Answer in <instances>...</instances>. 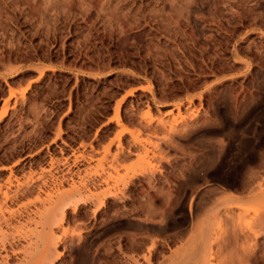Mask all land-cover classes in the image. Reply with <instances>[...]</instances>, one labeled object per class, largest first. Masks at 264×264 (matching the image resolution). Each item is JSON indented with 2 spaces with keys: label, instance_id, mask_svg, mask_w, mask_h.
<instances>
[{
  "label": "rangeland",
  "instance_id": "374dc122",
  "mask_svg": "<svg viewBox=\"0 0 264 264\" xmlns=\"http://www.w3.org/2000/svg\"><path fill=\"white\" fill-rule=\"evenodd\" d=\"M263 181L264 0H0V264H264Z\"/></svg>",
  "mask_w": 264,
  "mask_h": 264
},
{
  "label": "bare ground",
  "instance_id": "6f19581e",
  "mask_svg": "<svg viewBox=\"0 0 264 264\" xmlns=\"http://www.w3.org/2000/svg\"><path fill=\"white\" fill-rule=\"evenodd\" d=\"M223 142V141H222ZM221 142V143H222ZM264 182V181H263ZM264 185V184H263ZM214 192V191H213ZM226 195V194H225ZM262 195H264V192L263 193H261V195L260 196H262ZM223 198V197H222ZM257 198H258V196H255V200H257ZM260 198V197H259ZM262 198V197H261ZM224 199V198H223ZM219 200V199H218ZM232 200H235V198H234V196H232V194L230 195V194H228L227 193V195H226V197H225V199H224V203H222V201H221V204H220V206H222L223 205V207H220L219 208V205H218V208L216 207V209L214 210V209H212L211 210V212H210V215H209V217L207 218V220L205 221V220H203V222L205 221V223L207 222V224L208 225H206V226H208L207 228H205V229H207L206 231L207 232H203L204 233V235L205 234H207V236L205 237V239L203 238V240H205V242L206 243H208V244H211L210 242H213L215 245H217L218 247H217V249L219 248L220 250H221V252L223 253V248L224 247H226L229 243H230V241H231V237H232V235H233V237H234V239L237 241V240H239V239H242L243 237H244V235H242V233L241 232H239L238 231V226L235 224V222H233V219H235L237 216H239L238 214V209L235 207V206H232L231 204H232ZM215 201V200H214ZM241 201V200H240ZM245 201V200H244ZM260 201H264V198H263V200H260ZM216 202V201H215ZM251 202V201H250ZM213 203V202H212ZM243 203V202H242ZM258 203V202H257ZM263 204H264V202H263ZM214 205V204H213ZM216 206V205H215ZM264 206V205H263ZM208 208H210V207H208ZM211 209V208H210ZM236 209H237V211H236ZM208 210V209H207ZM214 210V211H213ZM244 211L246 210V212H247V210L248 209H243ZM263 212V214H264V211H262ZM258 213V212H257ZM244 214V213H243ZM252 214V213H251ZM263 217V219H264V215H262ZM260 217H261V215H260ZM255 218V217H254ZM253 218V219H254ZM258 218H259V216H258ZM261 218V219H262ZM262 219V220H263ZM237 220H238V218H237ZM258 221H259V219H258ZM257 221V222H258ZM264 221V220H263ZM262 221V222H263ZM256 222V221H255ZM259 222H261V221H259ZM258 222V223H259ZM204 223V224H205ZM229 224L230 225H232V231L231 232H229L228 231V226H229ZM257 224V223H256ZM257 225H261L262 226V224H257ZM205 226V227H206ZM203 227V226H202ZM256 227V226H255ZM203 229V228H202ZM256 231V230H255ZM258 232V231H257ZM201 233V232H200ZM200 235V234H199ZM246 236V235H245ZM201 237H203L202 235L201 236H199L198 237V239L199 240H197L198 241V243H201V240H202V238ZM202 240V241H203ZM208 241V242H207ZM198 243L196 242V244L198 245ZM207 244V245H208ZM207 245H205V246H207ZM209 248V247H208ZM210 248H211V245H210ZM219 249H218V251H219ZM230 249V248H229ZM205 250V249H204ZM203 250V251H204ZM208 250V249H207ZM201 251V250H200ZM217 251V250H216ZM215 251V252H216ZM218 251H217V253H218ZM214 252V251H213ZM210 253V256H212L211 258L210 257H208L209 256V253L206 251V252H203L202 254L200 253V254H198L197 255V259L195 260V261H192L191 260V258H192V256H193V254H192V256L191 255H189V259H185V256L182 258L183 260H180V261H177V262H175V263H173V264H249L250 263V258L248 257V255H246L244 258H245V260L244 261H241V262H235L233 259H230L229 257H227V258H229L228 260L227 259H225V256L224 255H222L221 254V256L222 257H220V255H219V257L220 258H218L217 259V257H218V255H217V253H216V257H214L213 256V254L214 253ZM220 252V253H221ZM186 253V252H185ZM207 253H208V256H207ZM219 254V253H218ZM185 255V254H184ZM186 256H188V255H186ZM258 256V255H257ZM187 258V257H186ZM260 258V257H259ZM258 257L257 258H255L256 260H253L254 262L256 261V262H264V260H260Z\"/></svg>",
  "mask_w": 264,
  "mask_h": 264
}]
</instances>
